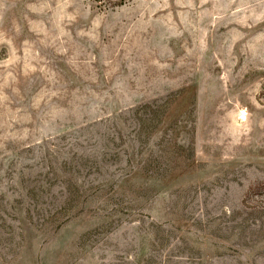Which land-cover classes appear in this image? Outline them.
Listing matches in <instances>:
<instances>
[{"label":"rangeland","instance_id":"1","mask_svg":"<svg viewBox=\"0 0 264 264\" xmlns=\"http://www.w3.org/2000/svg\"><path fill=\"white\" fill-rule=\"evenodd\" d=\"M0 264H264V0H0Z\"/></svg>","mask_w":264,"mask_h":264}]
</instances>
